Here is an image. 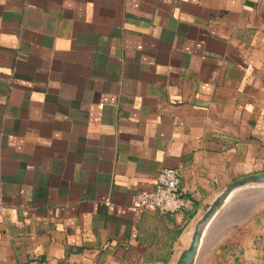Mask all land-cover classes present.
Segmentation results:
<instances>
[{"label":"crops","instance_id":"0c3cea01","mask_svg":"<svg viewBox=\"0 0 264 264\" xmlns=\"http://www.w3.org/2000/svg\"><path fill=\"white\" fill-rule=\"evenodd\" d=\"M163 167L189 207H134ZM261 172L264 0H0V264H175ZM259 206L197 264H264Z\"/></svg>","mask_w":264,"mask_h":264},{"label":"water","instance_id":"95a60500","mask_svg":"<svg viewBox=\"0 0 264 264\" xmlns=\"http://www.w3.org/2000/svg\"><path fill=\"white\" fill-rule=\"evenodd\" d=\"M262 192L264 195V172L245 175L235 179L221 190L206 209L196 218L190 244L183 249L175 264H197L212 227L229 209L235 199L244 194Z\"/></svg>","mask_w":264,"mask_h":264},{"label":"built area","instance_id":"2783aa9c","mask_svg":"<svg viewBox=\"0 0 264 264\" xmlns=\"http://www.w3.org/2000/svg\"><path fill=\"white\" fill-rule=\"evenodd\" d=\"M182 175L180 168L163 167L153 188L141 190L134 195L133 206L158 210L161 213H178L185 210L189 207V200L181 189Z\"/></svg>","mask_w":264,"mask_h":264},{"label":"rangeland","instance_id":"374dc122","mask_svg":"<svg viewBox=\"0 0 264 264\" xmlns=\"http://www.w3.org/2000/svg\"><path fill=\"white\" fill-rule=\"evenodd\" d=\"M262 192H257V193H250V194H244L241 195L240 197H238L237 199H235V201L233 202V204H231V207L233 208L234 206H237L238 208H240V210H246L248 208V206L250 208V210L243 216L241 217V219L237 220L234 223H231L230 219H231V215L228 213L227 215L223 214L216 222V224L212 227V229L210 230V233L208 235V243L210 241H212V244L209 245L207 244L205 246V248L203 249L202 253L208 254L211 253V251L219 244L223 243L225 240H227L232 232L234 231L235 227H237L239 224H241L243 221H245V219H247V217H249V215L258 207H260L259 205H264V195L261 194ZM261 199H263V201H261ZM259 200L261 202H259ZM259 202V203H258ZM233 205V206H232ZM237 212V210L235 211ZM238 217V216H237ZM193 228H191L192 230ZM192 233V232H191Z\"/></svg>","mask_w":264,"mask_h":264},{"label":"bare ground","instance_id":"6f19581e","mask_svg":"<svg viewBox=\"0 0 264 264\" xmlns=\"http://www.w3.org/2000/svg\"><path fill=\"white\" fill-rule=\"evenodd\" d=\"M250 208H251V206L250 207L248 206V208L246 210H243L242 211L237 206H234L232 208L231 205H230L228 211L225 214L227 215L229 213L232 216L231 219H230V221H231V223H234L237 220L241 219V217H243L250 210ZM236 210H237V212H235ZM193 228H194V225H193ZM192 233H193V229H192ZM191 237H192V234H191ZM190 241H191V239H190Z\"/></svg>","mask_w":264,"mask_h":264}]
</instances>
